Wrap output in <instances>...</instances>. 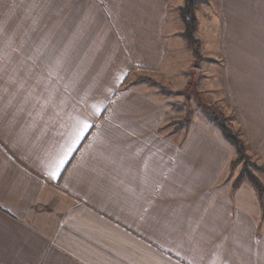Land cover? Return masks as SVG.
<instances>
[{
	"label": "crops",
	"instance_id": "0c3cea01",
	"mask_svg": "<svg viewBox=\"0 0 264 264\" xmlns=\"http://www.w3.org/2000/svg\"><path fill=\"white\" fill-rule=\"evenodd\" d=\"M183 2L0 0V264H264V198L227 182L234 150L205 119L172 124L148 82L188 85ZM196 16L217 105L264 166V0Z\"/></svg>",
	"mask_w": 264,
	"mask_h": 264
},
{
	"label": "rangeland",
	"instance_id": "374dc122",
	"mask_svg": "<svg viewBox=\"0 0 264 264\" xmlns=\"http://www.w3.org/2000/svg\"><path fill=\"white\" fill-rule=\"evenodd\" d=\"M203 1L197 3L196 9L198 5L200 6ZM195 9V17L196 16ZM179 19V18H178ZM179 22L181 23L180 19ZM182 24V23H181ZM183 26V25H182ZM199 21L197 19V30L195 33L196 38L200 42L199 47V57L197 59H193V54L191 49L187 46L189 57L188 61V73L186 79V84L188 81L187 87L181 89H170L167 87H162L154 81L148 80L151 83V87L154 90L155 96L164 99L163 101L167 103L165 106H170V111L172 112V124H175L176 127L179 126H191V121L195 123H205L204 119L213 127H215L218 131V127L211 122V116L219 119L226 127H228L236 137L242 142L245 154L248 156L247 162L246 160L243 162H238V164L232 165V161L236 158V152L234 147L228 143L221 135L224 143L229 147V149H233L232 156L234 157L230 162L229 166L232 170L231 174L228 175V183H231V187L236 189L241 183H246L248 187H250L257 194L258 198H264V166L259 164V161L256 158L248 153L246 144L242 137V132L236 129L235 124L231 116L228 114L225 105L222 102L217 105L220 100V92L222 89L221 86V66L223 65L222 57L216 51V47L212 46L211 40L209 37L200 38L199 33ZM187 45V44H186ZM212 72H216L215 75ZM182 77V76H180ZM213 83H216L214 86ZM220 84L221 88H217ZM231 147V148H230ZM242 169L253 175L260 182L263 192L261 195H258L256 190L251 186L247 180L243 179L239 182L235 187L233 183L239 176L240 171ZM233 196V194H232ZM264 203V202H263Z\"/></svg>",
	"mask_w": 264,
	"mask_h": 264
},
{
	"label": "trees",
	"instance_id": "16d2710c",
	"mask_svg": "<svg viewBox=\"0 0 264 264\" xmlns=\"http://www.w3.org/2000/svg\"><path fill=\"white\" fill-rule=\"evenodd\" d=\"M202 0H184L183 5L178 8L177 16L180 19L183 25V32L181 34L182 38L185 40L187 46L191 49V52L195 59L199 57V47L200 42L196 38L195 33L197 30V19L195 17V9L197 3ZM211 122L215 124L219 131L221 132L222 137L230 143L236 152V158L232 161V165L238 164V162L245 161L247 162L248 156L245 154V149L242 142L236 137V135L224 125L219 119L211 116ZM247 180L248 183L256 190L258 195H261L263 188L256 177L245 172L243 169L240 171L239 176L233 183V186L239 184L241 180Z\"/></svg>",
	"mask_w": 264,
	"mask_h": 264
},
{
	"label": "snow or ice",
	"instance_id": "6c2138e0",
	"mask_svg": "<svg viewBox=\"0 0 264 264\" xmlns=\"http://www.w3.org/2000/svg\"><path fill=\"white\" fill-rule=\"evenodd\" d=\"M84 127L87 128L88 125L85 124ZM63 163H64V161H63V159H61V160H59L58 163L54 166V170L51 172V176H52L53 178L56 177V175L58 174L59 168L63 165Z\"/></svg>",
	"mask_w": 264,
	"mask_h": 264
}]
</instances>
